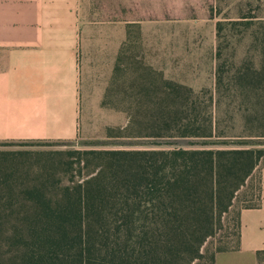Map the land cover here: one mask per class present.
Here are the masks:
<instances>
[{
    "label": "trees",
    "instance_id": "1",
    "mask_svg": "<svg viewBox=\"0 0 264 264\" xmlns=\"http://www.w3.org/2000/svg\"><path fill=\"white\" fill-rule=\"evenodd\" d=\"M106 2L109 5L118 0H105L104 5ZM106 13L115 14L113 9ZM129 31L128 26V39ZM260 53L259 68L250 63L240 75L246 95L255 98V104L264 96V41ZM116 72L117 66L114 82ZM113 89L116 84L108 94ZM122 91L132 96V129H148L147 134L156 138L176 133L213 135L211 117L200 127L202 131L187 129L190 124L184 119L192 111L193 90L164 78L152 66L132 60L130 92L125 87ZM85 152L95 155L90 156L100 168L82 182L65 186L59 198L48 196L41 187L22 190L32 202V210L9 235L15 255L0 264H216L217 253L240 248V210L261 203L260 192L255 204L239 210L234 247L216 245L209 251L205 244L216 235L222 214L245 186L264 148L203 146ZM256 253L260 258L264 250Z\"/></svg>",
    "mask_w": 264,
    "mask_h": 264
},
{
    "label": "rangeland",
    "instance_id": "2",
    "mask_svg": "<svg viewBox=\"0 0 264 264\" xmlns=\"http://www.w3.org/2000/svg\"><path fill=\"white\" fill-rule=\"evenodd\" d=\"M104 1L84 0L88 16H104L113 9L115 17L132 20L127 24L130 37L122 47L120 91L116 87L107 92L99 104L88 102L74 139L0 142V261L15 255L9 235L32 210L22 190L41 187L48 196L59 198L65 186L82 182L100 168L95 155L85 151L264 148V96L255 104L240 78L250 63L256 68L261 63L264 0H118L116 6ZM132 60L190 87L194 102L184 119L190 124L187 129H200L211 117L213 135L178 136L173 130L174 136L156 138L147 134L148 129H132V96L122 91L124 87L129 91L132 83ZM263 185L264 155L222 214L216 235L205 244L209 251L216 245L235 246L238 212L256 203ZM217 255L216 264H239L242 258L238 251ZM260 258L264 260V254Z\"/></svg>",
    "mask_w": 264,
    "mask_h": 264
},
{
    "label": "crops",
    "instance_id": "3",
    "mask_svg": "<svg viewBox=\"0 0 264 264\" xmlns=\"http://www.w3.org/2000/svg\"><path fill=\"white\" fill-rule=\"evenodd\" d=\"M86 10L84 0H0V142L74 139L88 102L114 88L116 66L120 91L132 20ZM239 217L238 263L261 264L264 185Z\"/></svg>",
    "mask_w": 264,
    "mask_h": 264
}]
</instances>
